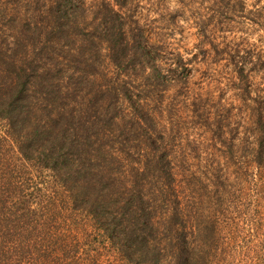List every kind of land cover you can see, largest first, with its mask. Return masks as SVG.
Listing matches in <instances>:
<instances>
[{"label": "trees", "instance_id": "trees-1", "mask_svg": "<svg viewBox=\"0 0 264 264\" xmlns=\"http://www.w3.org/2000/svg\"><path fill=\"white\" fill-rule=\"evenodd\" d=\"M23 1L25 13L0 0V128L18 154L0 156V211L20 227L43 217L58 225L25 245L16 224L0 230V264H211L239 213L231 176L250 179L264 209L260 54L242 42L200 48L226 69L251 129L221 151L223 111L211 117L206 97L183 82L191 58L150 45L134 9ZM176 85L185 88L166 97ZM79 218L89 231L63 229Z\"/></svg>", "mask_w": 264, "mask_h": 264}, {"label": "rangeland", "instance_id": "rangeland-1", "mask_svg": "<svg viewBox=\"0 0 264 264\" xmlns=\"http://www.w3.org/2000/svg\"><path fill=\"white\" fill-rule=\"evenodd\" d=\"M82 1L92 6L93 2L101 0ZM242 1L248 9H261V13L249 14L245 6L243 7ZM18 5V11H23L22 13L30 8V5L23 0H18ZM120 6V9H134V13L140 18L142 31L150 45L162 44L166 49L164 50L166 56L172 53V55L184 59L191 58V64L188 66L190 69L184 71L188 78L183 82L188 83L185 87L188 86L187 88L190 90L194 88L206 97L209 101L208 110L211 117L212 114L223 111L221 113L224 116L222 124L225 127L222 130V140L225 144L217 145L224 146V148L219 147L221 151H228L232 147L237 149L241 146L243 137L245 139L252 137L244 135L251 129L247 127L244 113L237 110L236 95L227 80L228 76L224 71L226 69L219 65L221 70L220 67L208 63V60L205 61L202 58L203 50L201 49L208 48L207 45L211 42L218 43V45L242 42L245 49L250 50L254 57L260 54L262 58L260 64L255 67L257 74L254 85L255 90L264 92V29L259 24V20L263 19L262 21H264V0H121ZM120 12L122 15L124 14L122 10ZM252 20L258 22L257 27L251 25L250 21ZM111 22V24L115 23L114 19H111ZM98 23L99 27L104 26H101L99 21ZM5 32L8 36L12 35L11 30H5ZM185 87L176 85L166 91V97L177 95L181 88ZM223 106L226 110L223 109ZM190 134L194 135L191 131ZM0 145L1 158L8 159L11 153L12 160L15 161L18 154L1 128ZM10 146L13 148L10 149ZM249 182L250 179L231 176L230 195L234 204L239 207V213L233 214L234 227L230 230L229 228L221 230L224 246L221 245L220 249H224V251L213 258L211 264H264V209L261 207L260 199L255 197L262 196L250 189L253 186ZM252 182L254 183V181ZM237 187L244 190H238ZM245 200L252 201V204L245 206L246 202H243ZM15 224L17 231L23 233L20 245L22 243L25 245L29 241L40 243L38 242L40 238L37 237L39 231L58 225L43 217L37 220L32 227H28V224L24 222L20 227L15 217L10 214H2L0 211L2 234L10 232V228L13 229ZM75 224L69 220L62 227L65 231L71 227L78 229L81 233L85 229L89 231L82 218L78 219L77 227L72 226ZM27 230H32L29 236H27ZM235 237L238 238V242L233 244L235 242L232 239ZM37 249H40L39 244H37Z\"/></svg>", "mask_w": 264, "mask_h": 264}]
</instances>
